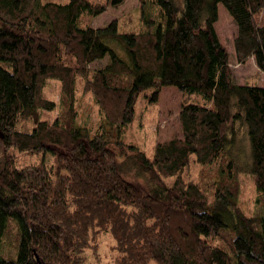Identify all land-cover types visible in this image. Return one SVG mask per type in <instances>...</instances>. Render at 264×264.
<instances>
[{"label": "trees", "instance_id": "obj_1", "mask_svg": "<svg viewBox=\"0 0 264 264\" xmlns=\"http://www.w3.org/2000/svg\"><path fill=\"white\" fill-rule=\"evenodd\" d=\"M126 1L0 0V264H264V82H236L216 29L223 5L264 77V0H137L92 27ZM169 87L181 134L150 156L131 128Z\"/></svg>", "mask_w": 264, "mask_h": 264}, {"label": "rangeland", "instance_id": "obj_2", "mask_svg": "<svg viewBox=\"0 0 264 264\" xmlns=\"http://www.w3.org/2000/svg\"><path fill=\"white\" fill-rule=\"evenodd\" d=\"M105 2L107 0H95ZM183 2V0H177ZM137 0H127L126 3L119 9L110 8L108 12L97 17L92 27L101 28L108 26L115 19H123L131 12H135L138 8ZM219 21L216 24V29L220 36L222 43L228 48L231 53L232 68L235 74V80L238 84L244 85L248 83L259 82L263 84V75L259 76L260 71L254 59H250L246 64L242 65L238 62L235 50V40L238 35V26L233 17L227 11V9L220 5L219 9ZM116 49L124 55V51L120 46H116ZM110 63L109 57L103 61L97 62L92 65L93 69H101L106 67ZM46 95L48 98L60 101V83L57 81H50L47 86ZM79 112L82 114L83 123L91 124L96 119L97 106L91 95L85 94L82 91L78 94ZM182 94L175 88H163L160 95L159 102L150 105L138 106L135 123L133 124L130 133V140L135 138L140 140V147L152 156L153 149L157 143L165 142L181 134V126L179 122V113L182 106ZM57 112L53 114L56 116ZM243 150L240 152L241 163L246 166L250 159V147L248 138L243 139ZM133 143V142H132ZM39 161V160H36ZM47 163H53V157L47 156ZM196 175V174H195ZM194 175V176H195ZM242 193L240 196V204L248 212L256 211V193L253 186V180L247 173L242 174Z\"/></svg>", "mask_w": 264, "mask_h": 264}]
</instances>
